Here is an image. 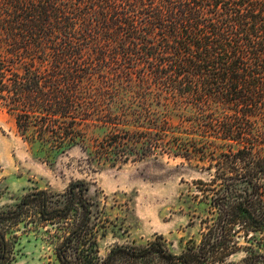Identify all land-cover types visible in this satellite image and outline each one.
<instances>
[{
  "label": "trees",
  "instance_id": "obj_1",
  "mask_svg": "<svg viewBox=\"0 0 264 264\" xmlns=\"http://www.w3.org/2000/svg\"><path fill=\"white\" fill-rule=\"evenodd\" d=\"M0 100L28 142L72 146L91 117L119 127L129 114L101 157L207 164L179 252L156 234L101 256L107 226L75 180L0 209V264L15 261L21 225L60 264H264V0H0ZM154 106L193 110L192 129Z\"/></svg>",
  "mask_w": 264,
  "mask_h": 264
},
{
  "label": "rangeland",
  "instance_id": "obj_2",
  "mask_svg": "<svg viewBox=\"0 0 264 264\" xmlns=\"http://www.w3.org/2000/svg\"><path fill=\"white\" fill-rule=\"evenodd\" d=\"M127 104L141 110L132 101ZM154 109L175 128L192 129V122L185 118L193 117V110L170 106ZM123 118L128 123L121 121V126L113 127L93 116L80 125L76 144L52 149L21 137L14 117L0 100V209L16 206L29 192L64 193L72 181L85 180L98 216L107 226L100 241L101 256H106L113 245L143 244L156 234L163 235L174 252L181 251L197 233L191 227L201 210L194 182L207 179L203 168L207 164L167 155L139 159L134 149L129 150L125 163L101 157L100 144L117 129L127 130L134 124L130 122L133 116L125 114ZM17 234L12 264H60L54 243L45 235L28 231L23 225Z\"/></svg>",
  "mask_w": 264,
  "mask_h": 264
}]
</instances>
